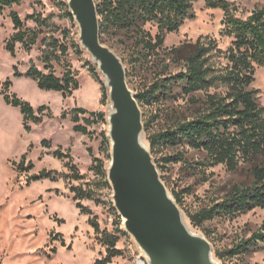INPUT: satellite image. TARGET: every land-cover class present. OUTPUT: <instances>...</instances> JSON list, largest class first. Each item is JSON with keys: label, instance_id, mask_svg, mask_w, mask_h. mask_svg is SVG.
<instances>
[{"label": "rangeland", "instance_id": "obj_1", "mask_svg": "<svg viewBox=\"0 0 264 264\" xmlns=\"http://www.w3.org/2000/svg\"><path fill=\"white\" fill-rule=\"evenodd\" d=\"M230 1L238 7L237 14L242 17H246L255 7L264 6V0ZM12 10L20 14L25 27L30 29L37 27V23L26 19L28 14L36 12L47 16L53 13L49 22L53 24L38 28L39 36L30 50H26L21 42H16L15 56L11 55L6 46L17 30L10 15ZM193 11L195 16L186 19L178 31L166 34L158 61L161 66L168 65V70L163 75L176 72L184 66V57L193 49L196 39L201 35L216 37L223 48L230 43V37L220 34L225 25V22L223 25L221 23L225 19L222 9L208 7L205 0H198L193 4ZM62 13L58 0H21L4 7L0 12V264H95L97 258L105 256L106 247L88 222V214L81 213L76 206L71 185L83 184L95 189L99 200L85 198L82 203L97 215L102 228L114 230L120 221L112 208V188L102 184L100 174L93 168L94 157L102 158L107 165L110 160V145L107 150L101 134L102 130L107 133L108 122H93L88 126L90 133H82L73 129L71 115L61 116L62 111H69L75 106L107 113V104L101 102V85L89 69V53L83 48L82 52H78L71 45V38L77 40L78 25L75 20L62 16ZM65 28L71 31L68 39L63 38ZM147 28L156 32L155 25L148 24ZM53 39L62 42L66 40L69 44L68 54L61 61H52L56 73L62 75L69 64L76 71L80 82V87L66 97L60 91L39 88L37 82L30 77L14 75V65L25 72L31 61L46 71L41 56L47 43ZM106 43L124 59L126 70L129 71L128 83L136 93L152 83L154 73L158 70L151 62L136 68L130 61L129 49L123 43L117 38L109 39ZM181 44L184 47L178 55L172 48ZM100 76L103 79L101 73ZM7 78L13 81L11 92L29 100L36 108L41 104L48 105L52 116L45 109L43 121H31V130H25L21 110L8 104L1 92ZM252 86L259 89V99L264 104V66L256 68ZM196 95L200 96L201 93ZM141 108L143 120L148 126L145 129V139L149 143V132L163 130L180 119L192 116L198 104L176 88L172 94L161 96L159 100L144 104ZM80 122L84 123L83 120ZM44 139L46 143L42 142ZM58 147L65 153L70 152L81 178H74L73 170L66 165L67 157L54 156V150ZM181 149L178 146L163 145L154 153V157L159 159L165 153ZM186 150L188 162L170 163L164 170L159 169L171 192L173 189L191 188L192 191L183 196L182 208L186 216L185 210L198 209L211 200L222 197L234 183L250 181L251 175L246 165L237 170H229L222 164L202 167L194 161L202 159L204 154L189 147ZM23 153H27L25 165H28V160H32L34 167L18 173L13 162H19ZM42 168L55 169L67 176L57 180L43 178L27 184L29 175ZM187 218L191 224L188 216ZM263 218L264 207H256L235 217L216 216L206 220L203 226H191L203 233L208 232V238L216 251L230 247L242 236L250 235L259 227ZM56 232L62 233L64 244L61 238L56 237ZM117 245L124 250V255L114 257L113 264H140L139 259L148 264L139 246L127 232L121 235ZM54 247L56 251L53 252ZM216 258L223 264L222 259ZM226 263L264 264V247L227 258Z\"/></svg>", "mask_w": 264, "mask_h": 264}, {"label": "trees", "instance_id": "obj_2", "mask_svg": "<svg viewBox=\"0 0 264 264\" xmlns=\"http://www.w3.org/2000/svg\"><path fill=\"white\" fill-rule=\"evenodd\" d=\"M20 1L0 0V12L4 7ZM196 1L198 0H96V3L101 39L107 42L117 38L129 49L130 61L136 68L151 62L158 70L154 73L152 83L136 94L141 106L172 94L176 88L198 104L192 116L180 119L163 130L147 134L153 154L163 145L182 148L173 153H165L159 159L155 158L159 169L164 170L170 163L188 162L186 147L204 154L202 159L194 161L202 167L222 164L229 170H237L243 165L248 166L251 175L248 183H234L222 197L213 199L198 209L185 210L193 226H203L206 220L216 216L235 217L256 207H264V104L260 102L259 89L252 86L256 68L264 66V6H257L246 17H242L237 14L238 7L230 0H205L206 6L224 11L225 25L220 34L230 37V43L223 48L216 37L201 35L196 39L193 49L184 57V66L176 72L163 75L168 70V65L161 66L158 61L166 34L178 31L186 19L195 16L193 4ZM58 3L63 10L62 16L73 21L67 1L58 0ZM10 15L17 29L6 44L12 56L16 55V42H21L26 50H30L39 36L38 28L53 24L49 23L53 13L47 16L36 12L28 14L26 19L37 23L34 29L25 27V21L17 11L12 10ZM148 24L155 25L156 32L147 28ZM63 32V38L68 39L71 31L65 28ZM70 40L75 50L82 52L79 41L74 37ZM183 47L184 44H181L172 50L180 55ZM68 52L69 44L66 40L62 42L53 39L47 43L41 56L46 71L31 61L25 72L14 65V75L34 79L39 88L60 91L65 97L71 95L80 87L76 71L67 64L62 75H58L52 65L53 60L61 61ZM89 63L93 77L101 85V102L107 104L108 90L104 80L96 64L90 60ZM12 83V79L7 78L1 92L8 104L21 110L25 130H31V121H43L45 109L52 116L48 105L41 104L36 108L29 100L11 92ZM196 93L201 95L197 96ZM68 115H71L74 122L73 129L82 133H90L88 126L93 122H107L106 111L88 110L81 106L62 111V117ZM144 124L147 129V123ZM101 134L108 150L110 141L106 130H102ZM42 142L47 141L44 139ZM54 156L67 157L66 165L73 170L74 178L82 177L76 170L70 152L65 153L58 147L54 150ZM26 160L27 153H23L19 162H13L18 173L34 167L32 160H28V165H25ZM94 161L93 168L100 174L102 184L111 187L107 178V163L99 157H94ZM66 176L64 172L42 168L29 175L27 184L43 178L57 180ZM70 188L74 192L76 206L81 213L88 214V222L106 247L105 256L97 258L95 264H113L114 257L124 255V250L117 245L121 235L126 234L121 228V216L112 205L120 219L117 222L119 225L114 230L102 228L97 215L82 203L85 198L99 200L95 189L83 184L71 185ZM191 191L190 187H186L173 189L172 193L182 206L184 194ZM205 233L208 237L209 233ZM55 234L64 244L62 233ZM257 247H264V218L250 235L242 236L230 247L217 249L215 254L223 260V264H227V258L249 253ZM52 251H56V248H52Z\"/></svg>", "mask_w": 264, "mask_h": 264}, {"label": "water", "instance_id": "obj_3", "mask_svg": "<svg viewBox=\"0 0 264 264\" xmlns=\"http://www.w3.org/2000/svg\"><path fill=\"white\" fill-rule=\"evenodd\" d=\"M66 1L79 28L77 40L96 64L108 90L107 178L123 230L133 237L148 264H221L212 241L190 227L161 176L145 139L142 108L128 83L124 61L101 39L96 0ZM224 22L222 19V25Z\"/></svg>", "mask_w": 264, "mask_h": 264}, {"label": "built area", "instance_id": "obj_4", "mask_svg": "<svg viewBox=\"0 0 264 264\" xmlns=\"http://www.w3.org/2000/svg\"><path fill=\"white\" fill-rule=\"evenodd\" d=\"M140 264H145V261L143 259H139Z\"/></svg>", "mask_w": 264, "mask_h": 264}, {"label": "bare ground", "instance_id": "obj_5", "mask_svg": "<svg viewBox=\"0 0 264 264\" xmlns=\"http://www.w3.org/2000/svg\"><path fill=\"white\" fill-rule=\"evenodd\" d=\"M190 225V224H189ZM190 227L193 229V227L190 225Z\"/></svg>", "mask_w": 264, "mask_h": 264}]
</instances>
